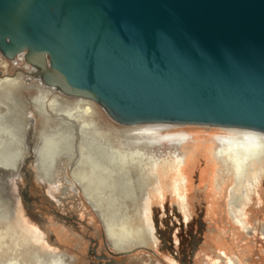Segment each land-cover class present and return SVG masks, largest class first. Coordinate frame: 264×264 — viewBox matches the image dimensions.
<instances>
[{
    "label": "rangeland",
    "instance_id": "obj_1",
    "mask_svg": "<svg viewBox=\"0 0 264 264\" xmlns=\"http://www.w3.org/2000/svg\"><path fill=\"white\" fill-rule=\"evenodd\" d=\"M30 71L24 55L7 59L0 53V212L16 215L11 221L0 220V231L14 228V220L24 229L37 224L47 238L46 258H50L52 247L66 252L69 264H123L126 255L117 254L114 245L118 239L131 244L129 256L143 251L151 260L157 255L164 264H264V181L259 191L263 196L248 203L247 228L228 213L231 184L219 191L224 181L230 182L232 169L210 148L219 149L225 128L161 122L123 125L93 100L67 97L40 85L26 73ZM77 102H88L97 110L86 115L82 127L75 120L80 119L77 114L74 119L67 117V110ZM139 126L157 128L155 149L150 151L162 179L156 193L154 187L144 189L149 192V209L143 214L144 205L132 196L123 201L98 196L95 201L80 169L85 162L82 153L88 152L87 141L94 139L95 127L109 137L110 145L126 149L136 148L140 142L123 137L124 131ZM178 152H186L190 163L187 160L182 170L185 178L175 185L170 179L182 163L173 169L169 164ZM216 176L222 178L219 185ZM183 183L185 189L178 195ZM119 187L118 193H123L124 187ZM105 214L112 221L118 218L124 222L132 233L119 225L108 232L103 224ZM152 220L159 240L146 227ZM5 242L9 243V238Z\"/></svg>",
    "mask_w": 264,
    "mask_h": 264
},
{
    "label": "water",
    "instance_id": "obj_2",
    "mask_svg": "<svg viewBox=\"0 0 264 264\" xmlns=\"http://www.w3.org/2000/svg\"><path fill=\"white\" fill-rule=\"evenodd\" d=\"M0 53L120 124L264 132V0H0Z\"/></svg>",
    "mask_w": 264,
    "mask_h": 264
},
{
    "label": "bare ground",
    "instance_id": "obj_3",
    "mask_svg": "<svg viewBox=\"0 0 264 264\" xmlns=\"http://www.w3.org/2000/svg\"><path fill=\"white\" fill-rule=\"evenodd\" d=\"M20 55L24 54L20 53ZM29 66L31 67V71L26 72L27 74L39 80L40 82L38 83H41L40 85L58 91L56 88L48 86L42 81L39 76L38 67L30 64ZM58 92L61 93L60 91ZM61 94L66 96L63 93ZM67 97L71 96L68 95ZM73 97L84 98L81 96ZM84 99L92 100L90 98ZM98 105L100 106V104ZM96 111L97 110L94 106L88 102H77L76 105L67 110V117L73 118L74 114H77L80 119L75 118V120L82 127L86 115H94ZM221 128H225V134L220 137L219 141L221 146L219 149L212 147L210 150L212 151V154H215L217 158H220L225 166L228 164L230 165L232 169V177L229 183L227 180H222L224 183L219 191L221 192L223 189L224 192L228 185L231 184L227 199L228 213L241 226L247 228L245 214L247 210H250L248 203L252 204L254 201L259 200L262 195L259 191L262 190L260 187L264 181V132L240 127L225 126ZM156 131L157 128L144 126L124 131L123 137L135 139L136 141H139L140 144L136 148L119 149L110 145L111 143L108 141L109 137L103 136L101 129H98V127L94 128V139L87 141L89 142V148H87L88 152L82 153V159H85V162L80 165V169L84 171L85 176L92 187L89 188L88 193L95 201H97L96 198H98V196L108 195L111 199L114 197L116 200L120 199L121 201H123L126 196H132L131 199L144 205L141 211L142 214L144 213V210L149 206V202L147 203L146 201V198L149 197V192H144V189L151 186L152 188L154 187L153 191L156 193V189L159 187L158 184L162 181L161 174L155 167V158L152 156L153 152L151 153V151H154L155 149L154 143L157 136L154 134ZM170 160L172 161V165L169 164V167L172 169L175 168L177 164L182 163L181 166H179L178 173L174 175L175 178H173V180L170 179V181L175 182V185H177L180 179L185 178V170L184 172L182 170L187 165V160L188 163H190V161L186 152H178ZM187 177L188 175L186 173V186L189 181ZM167 178L168 177H166V179ZM220 179L219 176L215 177L217 185H219ZM153 182H155V184ZM118 185L124 187L125 191L123 193H118L116 188ZM93 188H101V191L97 192ZM184 189L185 184L183 183L181 188H178L177 194L180 195ZM196 190L198 191L197 188ZM129 191H131V193ZM132 192L133 195H131ZM144 193L147 194L145 198L143 197L145 196L143 195ZM254 195H256V197H254ZM184 196H186V203H188L189 193L186 192ZM108 200L109 198H106L104 201L108 202ZM259 210H261L260 206ZM15 217V214L7 215L0 212V220L11 221L12 219H15ZM105 218L106 220H103V224L108 232H113L112 230H114V227L119 225L123 230L132 233L126 228L124 222H119L118 218H113V221L109 219L108 215H106ZM13 223L15 225L14 228L6 229L4 232L0 231V264H69L70 260L66 258L67 253L64 251H56L52 247L50 248V258H46V247L44 245L47 242V238L44 231H42L37 224H32L27 229H24L20 227L15 220ZM146 227L150 231V235H154L156 240H159L155 221L152 220L151 225ZM6 238H9V243L5 242ZM116 241L117 242L114 243V245L117 247H115L117 254L121 256L126 255V258L123 259V264H164L157 260V255L155 256L153 254L154 260H151L149 258L150 256L146 255L143 251L138 255L129 256L128 254L133 250L130 249L131 244L129 241L123 239H118ZM231 264L233 263L231 262Z\"/></svg>",
    "mask_w": 264,
    "mask_h": 264
},
{
    "label": "flooded vegetation",
    "instance_id": "obj_4",
    "mask_svg": "<svg viewBox=\"0 0 264 264\" xmlns=\"http://www.w3.org/2000/svg\"><path fill=\"white\" fill-rule=\"evenodd\" d=\"M97 257H99L97 254H95ZM106 257V256H105ZM111 258V260H117V258L115 259L114 257H110ZM109 263V262H108Z\"/></svg>",
    "mask_w": 264,
    "mask_h": 264
}]
</instances>
